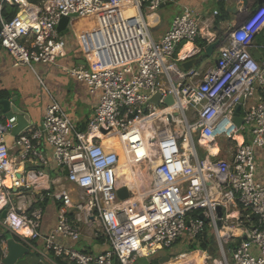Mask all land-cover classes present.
Wrapping results in <instances>:
<instances>
[{
  "label": "built area",
  "instance_id": "obj_1",
  "mask_svg": "<svg viewBox=\"0 0 264 264\" xmlns=\"http://www.w3.org/2000/svg\"><path fill=\"white\" fill-rule=\"evenodd\" d=\"M175 2L0 0V45L14 67L28 66L36 73L38 63L57 65L68 51L58 25L70 16L68 27L87 48L86 63L68 71L99 93L95 111L80 129L47 91L51 102L40 126L26 128L15 138V154L5 140L9 124L0 120V213L6 209V216L0 217L5 231L1 235L7 232L34 250L38 263L142 264L141 258L160 251L169 254L179 246L185 249L174 258L169 254L171 264H264V183L255 161L256 148L264 147V96L244 111L240 127L234 122L239 105L259 88L264 94V60H257L252 51L264 29V5L232 30L231 43L220 49L216 65L201 73L180 66L199 51L180 55L178 47L196 41L203 24L212 21L184 6L161 39L152 35L150 15ZM7 5L17 7L11 19L4 16ZM80 20L105 25L97 43L80 41L74 29ZM106 41L113 53L121 43L130 60L107 65ZM39 80L44 84L42 77ZM157 93L162 96L159 104L151 102ZM168 95L174 97L172 105L165 103ZM240 130L252 134L250 143L237 141ZM218 136L237 142L231 158L208 149L206 140L217 143ZM46 146L52 148L53 162L68 168L64 178L78 188L79 198L65 188L33 192L43 184L50 187L52 181L43 169L29 173L22 165L29 160L49 164ZM132 157L139 172L137 186L122 171ZM122 181L129 193L127 205L118 196ZM49 199L56 203V225L44 232ZM252 215L255 223L246 224ZM209 225L224 254L220 262L208 251L191 249L194 242L200 245ZM87 232L100 242V250L79 246ZM236 236L241 240L229 260L222 245ZM0 250L4 264V238Z\"/></svg>",
  "mask_w": 264,
  "mask_h": 264
},
{
  "label": "crops",
  "instance_id": "obj_2",
  "mask_svg": "<svg viewBox=\"0 0 264 264\" xmlns=\"http://www.w3.org/2000/svg\"><path fill=\"white\" fill-rule=\"evenodd\" d=\"M260 1L261 0H176L175 3L166 4L157 12L150 15L149 23L151 32L155 39H161L169 28L173 17L180 12L184 6L192 7L201 13L203 19L207 18L209 21H212L210 26L203 24L204 27L196 41L188 42L178 47L180 55L196 50L199 51L197 54L199 55V53H204V48L208 44L217 40L219 41V45L215 48L214 54L211 57L204 56L194 67L198 72L203 73L208 68L216 65L220 49L231 43L230 33L232 30L243 24L249 15L259 6ZM168 7H171V11H167L166 13ZM215 11H218V13ZM75 26H78V29L75 31L79 35L80 41L82 43L86 42L90 45L98 42V36L96 37V35L98 33L100 34V31L105 27V25L99 21H96L91 25L81 24L77 21V23L74 24V27ZM64 36L67 40V55L58 59L57 65L38 63V66L36 65L35 67L36 73L28 66L14 67L10 54L5 49L0 50V93H4V97H15V103L29 114L31 124L28 128L40 126L46 106L51 102V95L64 106L80 129H85L88 119L91 117L98 104L99 93L97 91L92 93L84 81H80L68 71L72 67L86 63L84 53V48L86 46H84V48L80 46L75 32L72 29L67 31ZM253 44L252 51L256 59L259 61L264 60V29L256 36ZM106 48L109 58L105 59L104 62L107 65H117L126 63L130 60L121 43H119V49H117L115 53L112 52L109 41H106ZM198 76L200 77L201 75ZM39 77H42L44 84L40 82ZM47 91H49L51 95H49ZM263 96V91L259 88L255 96L248 98L244 102L242 106V115L248 108L259 104ZM3 117L4 115L0 106L1 121L3 120ZM245 132V134L239 133V136H241L242 139L240 140L237 138L238 142H251L252 134L249 131ZM7 134L8 132L6 135ZM207 140H210L206 141V144L210 146L212 152H219V157L222 158H231L233 148L231 149L228 146L221 147L217 141V143H212V138H208ZM8 144L11 148V153L15 154V138H11ZM45 151L47 153V158L49 159V164L42 165L37 160H29L22 165L25 166V170L29 173L37 168L43 169L47 174V178L52 181L50 187H46V185L43 184L41 188L35 189L33 192L36 195H39L41 192L48 189L58 190L60 188H65L72 191V193H76L78 188L65 180L63 173L64 170L61 171L53 162L52 148L46 146ZM255 161L257 165L258 179L264 183V147L256 148ZM124 166L128 167L130 170L133 168L125 164L122 167ZM52 173L54 175H52ZM131 174L132 173H130V175ZM53 180L57 182L54 184ZM56 213V203L52 199H49L45 203L44 232H48L56 225ZM254 223L255 220L252 215L251 221H246V224L252 225ZM3 232L5 231L0 229V241L2 238L7 240L8 233H4L5 236H3L1 235ZM211 239V244L215 247V253L213 256L216 257V252H218L219 249V251H222L221 244L216 235H213ZM240 240L241 237L236 236L233 241H224L222 248L224 251L225 249L228 250L230 257L233 249L236 247L235 244L237 242L239 243ZM66 243H70V241H67ZM81 245L83 246L81 247ZM79 246L83 249L86 248L92 251H98L101 249L100 242L93 238V235L90 232L86 233V236L80 241ZM0 254L2 255V250H0ZM36 263L35 259H30L24 264Z\"/></svg>",
  "mask_w": 264,
  "mask_h": 264
},
{
  "label": "water",
  "instance_id": "obj_3",
  "mask_svg": "<svg viewBox=\"0 0 264 264\" xmlns=\"http://www.w3.org/2000/svg\"><path fill=\"white\" fill-rule=\"evenodd\" d=\"M264 5V0H261L259 2L258 8ZM164 6V4H163ZM76 15H74L75 17ZM70 22V16H65L62 18L61 22L58 25V29L61 31V33L64 35L67 31L70 30L68 27ZM2 26L0 24V32H1ZM219 45V41H214L210 44H208L204 48V53L192 57L190 59H187L186 61H183L180 66L185 69L189 70L191 68H194L200 60L206 56L211 57L214 54L215 48ZM0 50H2V46L0 45ZM162 98L161 93H157L155 96L152 97L151 102L155 104H159L160 99ZM16 98L12 97H4L0 99V106L1 111L4 115L2 123L3 124H9L7 127L8 134L5 136V140L8 144L11 138H16L23 130L29 127L31 124V118L29 114L24 111L20 106H18L16 103ZM165 103L167 105H172L174 103V97L173 95H168L165 98ZM241 103H243V99L241 100ZM243 117H242V105H239L236 114L234 117L235 124L240 127L243 124ZM9 146V144H8ZM201 157H205V152L203 149L199 150ZM64 175L68 174V168L65 167L63 171ZM128 191L127 186L125 184V181H122L119 189H118V196L121 200H124L127 205V198H128ZM222 209L221 207L218 208V214L219 216H222ZM6 216V209L2 211V217ZM220 224V221H219ZM7 246H8V254L3 259L4 264H16L19 259L23 258L25 254L29 252V249L21 242L17 241L12 235H7ZM208 253L214 254L215 247L213 245H210L208 247ZM149 261L154 262L158 261V264H166L170 261V255L165 254L163 255V252H158L154 255H152L149 259Z\"/></svg>",
  "mask_w": 264,
  "mask_h": 264
},
{
  "label": "rangeland",
  "instance_id": "obj_4",
  "mask_svg": "<svg viewBox=\"0 0 264 264\" xmlns=\"http://www.w3.org/2000/svg\"><path fill=\"white\" fill-rule=\"evenodd\" d=\"M167 11H171V7H168L167 8V10H166V13H167ZM77 23V22H76ZM74 29L75 30H77L78 29V26L76 27H74ZM70 31V30H69ZM87 47H85L84 49H86ZM94 51H96V50H94ZM99 54V53H98ZM9 55V54H8ZM40 64V63H39ZM37 65V64H36ZM36 65H35V67H36ZM38 66V65H37ZM240 132L242 133V134H245L246 132L244 131V130H240ZM216 141L218 142V144L219 145H221V147H226V146H228V147H230L231 149L232 148H234L235 147V144H236V142L234 141V140H228L227 141V139H225L224 137H216ZM225 141V142H224ZM122 171H123V173L124 174H127L128 176L130 175V173H132V174H134L135 172H134V168H132L131 170L130 169H128V167H126V166H124V167H122ZM61 171H62V169H60ZM52 175H54L53 173H52ZM72 195L74 196V198L76 199V198H79V194L78 193H72ZM0 217L2 218V213H0ZM0 229L3 231V227L0 225ZM213 234V232L211 233V232H209V234H208V237L209 236H211ZM215 235V234H214ZM83 245H81V247H82ZM177 248H176V250H175V252H173L172 250H168V252H169V254L171 255V257L172 258H174L176 255H178V251H181L182 249H185L184 247H179V246H176ZM198 247V245H197V243H193L192 244V246H191V249H193V248H197ZM220 250V249H219ZM218 250V252H216V257H214L213 256V254H212V256H213V259H218V261L220 262L221 260H223V256H224V254L222 253V251H219ZM215 253V252H214ZM225 256H227V258L229 259V260H231L230 259V256H229V254H228V250L227 249H225ZM30 259H35L36 260V262H38L39 260H40V258H39V255L34 251V250H30V252L29 253H27L23 258H21L16 264H24L27 260H30ZM175 260V259H174ZM140 262L142 263V264H145V263H147L148 262V259L147 258H141L140 259ZM212 262H213V260H212ZM223 262V261H222ZM154 264H157L158 263V261H154L153 262ZM224 263V262H223Z\"/></svg>",
  "mask_w": 264,
  "mask_h": 264
},
{
  "label": "trees",
  "instance_id": "obj_5",
  "mask_svg": "<svg viewBox=\"0 0 264 264\" xmlns=\"http://www.w3.org/2000/svg\"><path fill=\"white\" fill-rule=\"evenodd\" d=\"M30 1L33 2V3H37V4H39V3H41L43 0H30ZM16 12H17V7H15V6L7 5V6H5V8H4V16L7 17L8 19H11V18L16 14ZM205 45H206V44H205ZM3 95H4V93H0V99L4 97ZM195 215L198 216V215H199V212L196 211V212H195ZM209 232H211V233L213 232V234H214V229H213L212 226H210V225H209V227H207V229L205 230V236H204L203 241L200 243V245H198L197 248H193V250H198V251H202V252H207L208 247H209L210 245H212V244H211V241H212L211 237L213 236V234H212L211 236L208 237ZM210 239H211V240H210ZM237 244H238V242H237L235 245H237ZM36 264H43V263H38V262H37Z\"/></svg>",
  "mask_w": 264,
  "mask_h": 264
},
{
  "label": "bare ground",
  "instance_id": "obj_6",
  "mask_svg": "<svg viewBox=\"0 0 264 264\" xmlns=\"http://www.w3.org/2000/svg\"><path fill=\"white\" fill-rule=\"evenodd\" d=\"M79 22H80L81 24H85V23H83L82 20H80ZM239 135H240V134H237L236 137H237L238 139L241 140L242 138H241V136H239ZM112 141H113V144H115V145L117 146V148H119V149H122V148H123V144H120V143H118L117 141H114V140H112ZM206 141H210V140H206ZM207 147H208V149L210 150V152H212V149L210 148V146H209L208 144H207ZM212 153H214V152H212ZM124 164L134 168V172H135V173H134V174H131V175L129 176V178H130V180H132V182L135 183V185L137 186V185H138V182H139V178L137 177V175L139 174V172H138V170L135 169V167H134V165H136V159H135L134 157H132L131 160H129V158H128V160L125 161ZM124 164H123V165H124ZM166 264H171V262L166 263Z\"/></svg>",
  "mask_w": 264,
  "mask_h": 264
}]
</instances>
